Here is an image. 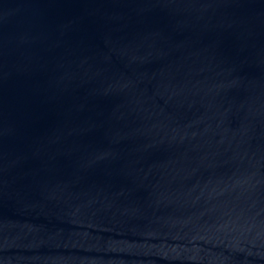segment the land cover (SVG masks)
<instances>
[{
	"label": "water",
	"instance_id": "1",
	"mask_svg": "<svg viewBox=\"0 0 264 264\" xmlns=\"http://www.w3.org/2000/svg\"><path fill=\"white\" fill-rule=\"evenodd\" d=\"M0 264H264V0H0Z\"/></svg>",
	"mask_w": 264,
	"mask_h": 264
}]
</instances>
